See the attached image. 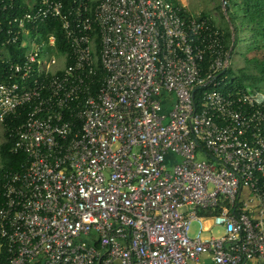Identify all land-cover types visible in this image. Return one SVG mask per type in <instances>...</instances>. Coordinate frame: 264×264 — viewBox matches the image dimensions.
Wrapping results in <instances>:
<instances>
[{
  "label": "built area",
  "instance_id": "built-area-1",
  "mask_svg": "<svg viewBox=\"0 0 264 264\" xmlns=\"http://www.w3.org/2000/svg\"><path fill=\"white\" fill-rule=\"evenodd\" d=\"M90 1L0 0L20 9L0 124L25 108L13 149L27 155L2 177L0 264L3 249L7 264L264 261V95L218 89L219 25L180 0ZM49 19L67 51L32 34Z\"/></svg>",
  "mask_w": 264,
  "mask_h": 264
},
{
  "label": "trees",
  "instance_id": "trees-1",
  "mask_svg": "<svg viewBox=\"0 0 264 264\" xmlns=\"http://www.w3.org/2000/svg\"><path fill=\"white\" fill-rule=\"evenodd\" d=\"M225 14L228 18L225 20V27H220L224 35V45L228 50L231 46L232 53H237L244 57L245 61L260 66V76L246 73L242 68H238V73H235L229 65L222 73L224 76L223 82L218 89L223 92L242 90L251 93L248 86H252L264 80V60L261 55L264 54V0H224ZM97 0H91L90 5H94ZM20 13V9L0 10V44L6 39L4 27L7 19ZM201 16H207L201 13ZM223 15V14H222ZM212 20V19H211ZM228 21V22H227ZM213 23H215L212 20ZM232 26V28L230 27ZM2 28V29H1ZM38 34V40H47L49 35H54L55 46L48 47L49 51L62 53L68 50L67 40L64 32L61 29L59 19H49L43 23L35 25V33ZM233 37V40L231 39ZM8 53L13 61L19 62L23 59L25 51L24 47L19 44H9L7 46ZM209 57L206 56L203 65H206ZM231 61V60H230ZM6 78L4 65L0 63V80ZM251 81V83L249 82ZM204 90L203 87L195 89V97ZM252 94V93H251ZM254 95V94H253ZM264 94L258 95L261 97ZM25 108H19L16 113L6 116L0 124L2 129L3 140L0 143V156L2 157V166H0V189L2 184L3 174L8 170L21 171L27 160V155L23 151H15L14 145V129L19 126L25 119ZM264 134V124H263ZM4 203V197L0 194V207ZM6 252L2 251L1 264H7L5 259Z\"/></svg>",
  "mask_w": 264,
  "mask_h": 264
},
{
  "label": "rangeland",
  "instance_id": "rangeland-1",
  "mask_svg": "<svg viewBox=\"0 0 264 264\" xmlns=\"http://www.w3.org/2000/svg\"><path fill=\"white\" fill-rule=\"evenodd\" d=\"M185 4L187 10L191 14H201L205 13L209 16L219 27H225V20L228 18L225 14V2L224 0H180ZM224 5V6H223ZM223 14V15H222ZM228 22V21H227ZM232 28V26H230ZM264 60V54L261 55ZM59 60V66L62 65ZM230 66L235 73H238V68H242L246 73L259 75L260 76V66H255L254 64L245 61L244 57L238 55L237 53H232V58L230 61ZM251 83V81H249ZM248 90L255 96L264 94V80L260 83L248 86ZM3 140L2 129L0 125V143ZM199 158H204L202 154L197 155ZM0 166H2V157L0 156ZM217 228H213L212 233H216ZM198 230V223L196 220H192L190 223V235H194Z\"/></svg>",
  "mask_w": 264,
  "mask_h": 264
},
{
  "label": "crops",
  "instance_id": "crops-1",
  "mask_svg": "<svg viewBox=\"0 0 264 264\" xmlns=\"http://www.w3.org/2000/svg\"><path fill=\"white\" fill-rule=\"evenodd\" d=\"M247 264H264V261H261V262L255 261V262H251V263H247Z\"/></svg>",
  "mask_w": 264,
  "mask_h": 264
}]
</instances>
